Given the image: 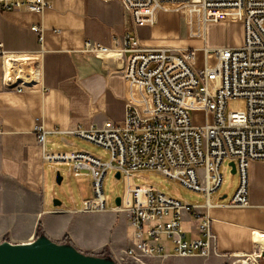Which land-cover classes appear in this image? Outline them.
I'll return each mask as SVG.
<instances>
[{
  "label": "built area",
  "instance_id": "1",
  "mask_svg": "<svg viewBox=\"0 0 264 264\" xmlns=\"http://www.w3.org/2000/svg\"><path fill=\"white\" fill-rule=\"evenodd\" d=\"M101 1L118 3L129 17L130 29L121 37L118 33L109 37L107 43L104 37L87 40L82 52L95 57L114 55L111 66L121 73L123 118L119 124L77 127L68 134L102 148L110 160L103 163L87 153L51 150L43 151L41 160L71 165L75 176L88 171L92 198L82 203L77 211L81 214L106 211L104 178L109 170L120 174L123 194L113 211L124 213L134 229L125 259L167 257L162 237L171 242L177 257L206 258L215 240L209 217L153 186H135L132 174L154 171L209 200L223 184L221 166L233 162L239 183L229 204L248 205V169L252 163H264V0ZM48 6L46 0H0L3 12L40 13ZM185 11L189 15L185 21L187 39L204 43L202 68L194 66L196 49L147 46L134 34L139 27L155 26L160 13ZM189 18L195 21L196 34H191ZM226 23L236 25L241 43L210 46L206 31L215 33ZM31 31L42 41L39 27ZM9 57L3 55L5 61ZM2 82L6 89L27 86L21 79H7L5 72ZM235 100L244 101L245 110L226 113L228 102ZM193 110L205 115L200 127L192 123ZM35 134L43 147L47 132L39 127ZM185 216L195 225L199 239H185ZM257 258L264 259L262 252Z\"/></svg>",
  "mask_w": 264,
  "mask_h": 264
},
{
  "label": "crops",
  "instance_id": "2",
  "mask_svg": "<svg viewBox=\"0 0 264 264\" xmlns=\"http://www.w3.org/2000/svg\"><path fill=\"white\" fill-rule=\"evenodd\" d=\"M46 1L49 6L40 13L0 11V239L5 235L12 239L21 229H28V235L35 233L37 224L45 216L53 225V221L58 222L66 215L81 214L44 209L47 164L41 160V154L51 150L55 142H59L58 151L74 153V137L68 134L69 131L77 127L88 129L103 127L106 123L119 124L122 119L117 117V112L119 109L124 111L121 73L111 74L104 69L108 66L106 63H112L114 56H102L104 63L82 51L87 40L99 41L104 37V43H107L116 33L121 37L130 29L128 15L116 2ZM186 17L188 15L184 13H160L158 20H166L162 29L156 23L153 27H139L134 34L137 30L139 34L143 31L152 33L149 40L138 38L143 45L157 46L161 44L148 43L162 42L165 47L189 50V46L199 41L185 36ZM189 20L191 34H196L198 29L194 19ZM32 27L42 30V41L31 31ZM223 29L237 31L235 24H223ZM206 33L208 40L215 36L213 30L208 29ZM203 47L199 45L194 49L197 53ZM4 54L10 56L6 61ZM19 60L32 64L35 70H24ZM7 62L12 64L10 69ZM4 72L7 79L20 77L28 86L22 90L6 89L2 82ZM22 72L30 76L29 83L27 75L18 76ZM108 93L115 99L112 97L110 101ZM39 127L47 132L43 147L36 139L35 129ZM48 142L52 144L50 148H47ZM248 179L246 207L229 204L235 192L229 198L219 191L211 194L209 200L199 194L203 202L191 204L198 213L211 220L215 240L206 258L177 257L171 242L162 237L167 257L125 259L124 252L134 229L124 213L113 210L114 218L106 228L73 234L72 240L85 253L98 255L107 250L117 264H237V261L260 264L263 261L257 257L264 248L256 245L254 236L264 237V163H252ZM182 225L186 240L200 238L187 216ZM55 231L53 236L47 235L58 239L65 234Z\"/></svg>",
  "mask_w": 264,
  "mask_h": 264
},
{
  "label": "rangeland",
  "instance_id": "3",
  "mask_svg": "<svg viewBox=\"0 0 264 264\" xmlns=\"http://www.w3.org/2000/svg\"><path fill=\"white\" fill-rule=\"evenodd\" d=\"M166 20H162L159 18L157 21V26L162 29L166 24ZM151 32L143 31L139 34V31H136L137 38L141 40H149L151 36ZM156 34V32H155ZM187 34V28L185 26V36ZM242 35L241 32L230 31L228 29L218 30L215 32V36L211 39L210 46L212 47H226L228 45H238L241 43ZM149 42V41H146ZM144 44V43H143ZM148 44H161L157 46H162V42H149ZM204 46L203 42L193 43L191 47L189 46V50H195V46ZM156 46V47H157ZM165 46V45H164ZM205 55L204 52H197L194 66L198 68H202L204 66ZM19 63H22L24 70L29 69L35 70L34 66L29 63H25V60H19ZM104 69L109 71L111 74H115L116 72H120L113 66H104ZM28 72L29 74L31 72ZM27 72L18 73L20 75H27ZM20 79V77L18 78ZM26 79H30V76L27 75ZM110 101L114 98L111 93H108ZM113 97V98H112ZM115 99V98H114ZM246 108V104L242 100H235L228 102L226 113L231 112H243ZM122 110H118L117 117L122 119ZM190 116L192 119V123L195 127H200L205 122V115L200 110H193L190 112ZM72 141L74 144V153H87L96 159L100 160L103 163H107L110 160V156L100 147L89 143L80 138H73ZM54 147H52L51 152L58 154H67L62 153V151H58L59 142L54 143ZM51 142L47 143V148L51 147ZM72 153V152H70ZM69 153V154H70ZM46 171H45V188H44V197H45V206L44 209L53 210V209H61V210H71L78 211L82 207V203L86 200H90L92 198L91 193V179L87 170H81L79 172V176H75L72 166L66 165L63 163H46ZM221 175L223 178V184L218 190L220 193L225 192L230 198L232 194L235 192L238 187L239 178L238 175H232L231 169L229 167V162H224V164L220 168ZM57 173H60L62 177V182L60 185L56 183ZM116 172L114 170H109L106 177L103 181V193L107 202V209L103 213H90V214H78V215H66L64 218L58 220V222L53 221V225H50V220L46 216L37 224L35 233L27 234L26 231L28 229H21L16 233V236L12 239L5 235V237L0 239V243L2 242H19L26 241L32 242L36 239L38 232V228L41 232H43L46 237L50 238L49 235H54L55 230L59 232L64 231V235L59 237L58 239L50 238L52 241L56 243H61L64 240H69L73 246L78 249L73 240L72 236L80 235L85 233L87 230L93 231L98 228H106L109 222H112L114 218L113 209L116 207L115 200L117 198H121L123 194V182L121 179L115 178ZM133 182L135 186L148 185L155 187L160 193L163 195L177 199L182 203L191 205L195 203H202L203 201L200 199V195L198 193L192 192L183 186H181L177 182H173L168 180L158 173L150 170L137 171L132 174ZM223 195V194H222ZM54 200L60 201V207H54ZM23 230V231H22ZM26 236L25 238L21 236ZM72 235V236H71ZM79 250V249H78ZM80 251V250H79ZM108 253L107 250H104ZM83 252V251H81ZM85 253V252H83ZM94 255L95 253H85ZM96 255V254H95ZM262 263L264 264V259H262Z\"/></svg>",
  "mask_w": 264,
  "mask_h": 264
},
{
  "label": "water",
  "instance_id": "4",
  "mask_svg": "<svg viewBox=\"0 0 264 264\" xmlns=\"http://www.w3.org/2000/svg\"><path fill=\"white\" fill-rule=\"evenodd\" d=\"M231 174H236V166L229 163ZM120 179V174H115ZM62 177L57 173L56 183L60 185ZM120 205V198L115 200ZM60 201L54 200V207H60ZM264 258V253L262 254ZM0 264H117L115 260L104 259L96 255L85 254L74 246H67L52 241L48 237H37L32 242L13 244L0 243Z\"/></svg>",
  "mask_w": 264,
  "mask_h": 264
},
{
  "label": "bare ground",
  "instance_id": "5",
  "mask_svg": "<svg viewBox=\"0 0 264 264\" xmlns=\"http://www.w3.org/2000/svg\"><path fill=\"white\" fill-rule=\"evenodd\" d=\"M184 14L185 15H188V12L187 11H185L184 12ZM189 16V15H188ZM104 55H109V54H102V55H100V56H98V57H96V58H98V59H100L102 62H104V60L101 58L102 56H104ZM112 55V54H111ZM114 56V55H113ZM114 57H113V59H112V63H110V64H108V63H106V62H104V63H106V65H112L113 64V62H114ZM212 59V58H211ZM7 66H8V68L10 69L11 67H12V64L10 63V62H7ZM36 79V78H35ZM11 80V79H10ZM30 79H27L26 81H27V83H29L30 81H29ZM25 84V83H24ZM25 85H27V84H25ZM28 86V85H27ZM254 241H255V243H256V245H258V246H260V247H263L264 248V237H260L259 235H255L254 236ZM262 253H264V251L262 252ZM243 264H247V263H243Z\"/></svg>",
  "mask_w": 264,
  "mask_h": 264
},
{
  "label": "trees",
  "instance_id": "6",
  "mask_svg": "<svg viewBox=\"0 0 264 264\" xmlns=\"http://www.w3.org/2000/svg\"><path fill=\"white\" fill-rule=\"evenodd\" d=\"M38 232L39 233L37 234V237H45L46 236L43 232L40 231L39 228H38ZM60 244H64V245H67V246H73V244L69 240H64ZM96 256L102 257L104 259L114 260L113 257L109 253H106L104 250L100 254H98Z\"/></svg>",
  "mask_w": 264,
  "mask_h": 264
}]
</instances>
